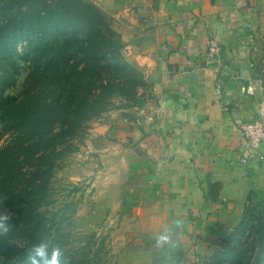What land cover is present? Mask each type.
<instances>
[{"label":"crops","instance_id":"obj_1","mask_svg":"<svg viewBox=\"0 0 264 264\" xmlns=\"http://www.w3.org/2000/svg\"><path fill=\"white\" fill-rule=\"evenodd\" d=\"M88 1L113 19L148 83L130 108L136 116L111 112L99 126L123 143L130 183L161 194L171 217L192 216L183 221L197 237L204 225L238 218L250 187L264 183V160L239 159L240 125L256 117L258 97L235 75L264 26V0ZM209 37L221 46L213 59Z\"/></svg>","mask_w":264,"mask_h":264},{"label":"trees","instance_id":"obj_2","mask_svg":"<svg viewBox=\"0 0 264 264\" xmlns=\"http://www.w3.org/2000/svg\"><path fill=\"white\" fill-rule=\"evenodd\" d=\"M123 48L112 18L88 0H0V126L10 134L0 146V264H79L51 257L39 191L90 120L146 89ZM257 205H246L217 263L264 264V199Z\"/></svg>","mask_w":264,"mask_h":264},{"label":"rangeland","instance_id":"obj_3","mask_svg":"<svg viewBox=\"0 0 264 264\" xmlns=\"http://www.w3.org/2000/svg\"><path fill=\"white\" fill-rule=\"evenodd\" d=\"M244 46L239 60L245 72L235 75L243 85L241 90L256 94L259 101L264 98V26ZM123 52L127 58L124 48ZM143 95L134 104L114 98L113 105L90 120L86 131L56 159L46 187L39 191L42 220L54 239L50 255L79 264H222L216 262L215 251L224 247L222 240L240 221L247 204L251 211L257 210L264 199V183L258 180L250 187L238 218L222 217L216 228L204 225L200 236H195L184 223L193 220L192 216L171 217L165 207L170 202L161 194L130 183L123 143L99 128L107 124L111 112L134 116L130 108ZM9 139L10 134L0 126V146ZM9 211L7 205L3 214L9 217Z\"/></svg>","mask_w":264,"mask_h":264},{"label":"built area","instance_id":"obj_4","mask_svg":"<svg viewBox=\"0 0 264 264\" xmlns=\"http://www.w3.org/2000/svg\"><path fill=\"white\" fill-rule=\"evenodd\" d=\"M221 46L214 37H209L207 41L206 55L208 59L219 56ZM226 109V107H222ZM241 136L243 138L240 145V161L248 163L251 160H264V98H261L256 106V117L249 121H244L240 125Z\"/></svg>","mask_w":264,"mask_h":264}]
</instances>
